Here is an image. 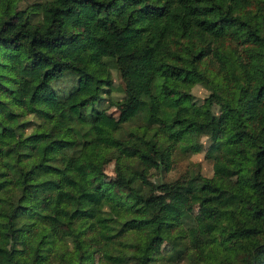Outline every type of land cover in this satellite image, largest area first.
I'll return each mask as SVG.
<instances>
[{"label": "trees", "instance_id": "trees-1", "mask_svg": "<svg viewBox=\"0 0 264 264\" xmlns=\"http://www.w3.org/2000/svg\"><path fill=\"white\" fill-rule=\"evenodd\" d=\"M23 1L0 6V264H264V0ZM202 136L212 176L149 177Z\"/></svg>", "mask_w": 264, "mask_h": 264}, {"label": "rangeland", "instance_id": "rangeland-1", "mask_svg": "<svg viewBox=\"0 0 264 264\" xmlns=\"http://www.w3.org/2000/svg\"><path fill=\"white\" fill-rule=\"evenodd\" d=\"M8 0H0V6L5 4ZM31 1V0H28ZM22 0L21 4H25ZM242 44L239 43L236 40L229 41L228 50L229 56L231 58H236L239 55L243 54L241 50ZM232 47V48H231ZM235 47V48H233ZM113 79H114V85L115 89L112 91L117 96L121 95L120 87L122 86V79L121 77L113 71ZM191 93L193 94V97L195 101L197 102V115L200 119H205L207 117V109L204 105L203 99L210 93V88L207 87L203 83H195L190 88ZM216 109V107H215ZM107 112L110 113L113 117L117 119L119 115V111L115 106H110L107 109ZM202 142V149L200 151L191 152V151H182L178 147L173 151V167L171 170L165 173H159L156 171H152L149 174V177L151 179L156 178H163L165 180H171L175 179L178 176H180L183 173H194V172H200L205 176H212L213 175V161L211 158L206 157V149L209 145V139L206 136L201 137ZM101 165L103 168V171L105 173V181L108 183H113L115 180V171H114V165H115V158L112 156H108L101 160ZM237 183V176H229L226 178H223L219 181V185L222 188H226L229 190H233ZM189 210L191 213L195 214L198 210V204L196 200L193 198L190 203L188 204ZM4 239L7 245L10 243V238L8 234L3 231ZM171 246L169 243H165L161 246L162 253L166 255V253L170 250ZM96 260L97 262H100L104 260L102 256V251L97 250L96 253ZM163 260V261H162ZM159 259L158 263L161 261V264H194L190 259L183 258L175 262L166 261L164 259Z\"/></svg>", "mask_w": 264, "mask_h": 264}]
</instances>
